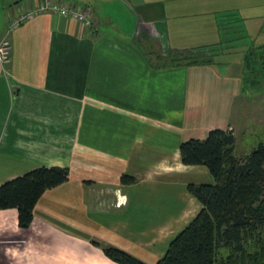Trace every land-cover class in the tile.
Returning <instances> with one entry per match:
<instances>
[{"label": "crops", "instance_id": "0c3cea01", "mask_svg": "<svg viewBox=\"0 0 264 264\" xmlns=\"http://www.w3.org/2000/svg\"><path fill=\"white\" fill-rule=\"evenodd\" d=\"M183 1L135 0L134 13L130 0H76L88 26L44 11L8 32L7 20L36 0H0V42L10 44L0 62V184L40 165L69 170L40 195L27 227L16 208L0 209V264H119L103 247L154 264L199 210L186 184L213 180L180 162L178 144L213 128L235 143L240 72L218 74L212 61L162 66L159 38L186 49L198 2L216 13L225 7L215 3L241 0ZM174 67L185 75L168 90Z\"/></svg>", "mask_w": 264, "mask_h": 264}, {"label": "trees", "instance_id": "16d2710c", "mask_svg": "<svg viewBox=\"0 0 264 264\" xmlns=\"http://www.w3.org/2000/svg\"><path fill=\"white\" fill-rule=\"evenodd\" d=\"M217 51L208 49L162 51V66L210 64ZM264 44L248 47L242 56L241 83L245 76H264ZM242 91L243 87L241 86ZM179 159L186 165H203L211 183H187L186 190L200 204L199 210L168 241L154 264H264V142L248 153L234 154L229 129L213 128L202 139L187 138L178 144ZM66 166L33 167L0 184V209L16 208L18 224L27 227L40 195L68 179ZM132 183L130 175L120 176ZM119 264H146L129 253L103 247Z\"/></svg>", "mask_w": 264, "mask_h": 264}, {"label": "rangeland", "instance_id": "374dc122", "mask_svg": "<svg viewBox=\"0 0 264 264\" xmlns=\"http://www.w3.org/2000/svg\"><path fill=\"white\" fill-rule=\"evenodd\" d=\"M64 1V0H63ZM76 1V0H65ZM132 2L130 12H139L135 0ZM167 2L166 5H169ZM80 5V4H79ZM187 0L180 3L186 8ZM223 5L225 10L214 12L213 4L209 1L198 2L199 14L195 19L199 28L192 34L181 36L187 38L191 44L179 46L186 47L187 51L201 50L203 48L216 47L217 51L212 58V67L218 74L235 76L242 74V56L250 46L264 44V0H241V2H217L215 6ZM82 6V5H81ZM228 8H233L230 11ZM229 12V14H227ZM159 38L163 49H169L166 42L167 36ZM194 43V44H193ZM264 70V68H263ZM213 71V72H214ZM168 76L176 77L173 82H168V90H178V77H183L181 67L168 69ZM246 81L241 83L243 87L240 101L245 113L236 121L234 154L243 155L248 153L258 142H264V76L257 70V74L244 75Z\"/></svg>", "mask_w": 264, "mask_h": 264}, {"label": "built area", "instance_id": "2783aa9c", "mask_svg": "<svg viewBox=\"0 0 264 264\" xmlns=\"http://www.w3.org/2000/svg\"><path fill=\"white\" fill-rule=\"evenodd\" d=\"M49 11L62 16H69L78 20L82 26H88L86 10L73 1L58 0H36V4L28 8L25 12L10 17L6 22L8 32L16 29L24 21L28 20L39 12ZM10 44L7 39L0 42V62L5 64L9 60Z\"/></svg>", "mask_w": 264, "mask_h": 264}]
</instances>
